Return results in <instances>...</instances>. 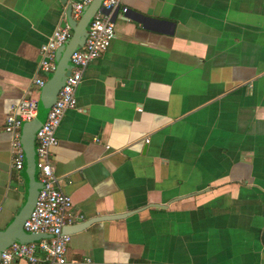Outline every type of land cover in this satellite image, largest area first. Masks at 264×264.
<instances>
[{
  "label": "crops",
  "instance_id": "obj_1",
  "mask_svg": "<svg viewBox=\"0 0 264 264\" xmlns=\"http://www.w3.org/2000/svg\"><path fill=\"white\" fill-rule=\"evenodd\" d=\"M74 1L0 0V231L26 195L4 117ZM113 24L51 160L69 225L125 215L69 232L65 264H264V0H121Z\"/></svg>",
  "mask_w": 264,
  "mask_h": 264
},
{
  "label": "built area",
  "instance_id": "obj_2",
  "mask_svg": "<svg viewBox=\"0 0 264 264\" xmlns=\"http://www.w3.org/2000/svg\"><path fill=\"white\" fill-rule=\"evenodd\" d=\"M91 0L71 2L72 14L77 18L83 7ZM121 0H102L100 8L109 10L104 13L100 8L93 13L87 24L85 39L82 45L69 55L70 69L63 84L58 89L53 103L35 133L34 166L40 187L37 190L34 205L22 223L27 233L49 234L35 241L26 243L13 242L0 251V264H9L16 259L25 260L26 264H65L66 252L70 240L69 233L62 231L75 216L71 213L70 196L64 193L56 180L54 165L51 160V148L56 145V129L67 109L76 105L75 91L83 71L88 64L97 58L109 45L114 36V24L110 12L119 7ZM121 11L125 13L126 7ZM71 35L68 24L56 26L45 42L38 48L37 70L39 75L33 84L40 87L45 79L43 74H50L55 66L54 51L65 43ZM36 98L27 96L9 106L4 117L3 130L9 135L10 167L20 169L24 163V153L20 143V125L36 116ZM81 218V215L77 216ZM89 262L88 258L70 260V264Z\"/></svg>",
  "mask_w": 264,
  "mask_h": 264
},
{
  "label": "water",
  "instance_id": "obj_3",
  "mask_svg": "<svg viewBox=\"0 0 264 264\" xmlns=\"http://www.w3.org/2000/svg\"><path fill=\"white\" fill-rule=\"evenodd\" d=\"M59 1L62 5L66 4V0ZM101 1L102 0H91L86 6L83 7L77 20L70 22L68 21L71 35L65 43L57 47L54 51L55 66L48 79L40 86L36 99V116L34 119L21 125L19 139L24 153L26 195L25 200L17 214H15L11 222L0 231V251L13 242L26 243L35 241L41 237H49V234L27 233L22 227L24 219L28 216L34 205L37 190L40 187V183L36 178L34 166V137L40 122L44 120L48 108L53 103L58 89L61 87L66 75L69 73V55L74 49L83 44L87 24L91 20V17L96 9L100 8L99 5ZM100 9L103 10L104 13L109 12V10L103 8ZM117 10L118 7H115L110 12L112 20L116 16ZM124 215L125 213L96 216L90 220L83 221L76 225H65L63 226L62 231L66 233L74 232L84 228L92 222L104 219L119 218ZM260 239L261 243L264 244V227L262 228Z\"/></svg>",
  "mask_w": 264,
  "mask_h": 264
},
{
  "label": "rangeland",
  "instance_id": "obj_4",
  "mask_svg": "<svg viewBox=\"0 0 264 264\" xmlns=\"http://www.w3.org/2000/svg\"><path fill=\"white\" fill-rule=\"evenodd\" d=\"M50 75V74H49Z\"/></svg>",
  "mask_w": 264,
  "mask_h": 264
}]
</instances>
